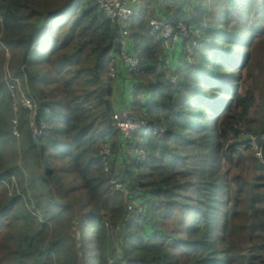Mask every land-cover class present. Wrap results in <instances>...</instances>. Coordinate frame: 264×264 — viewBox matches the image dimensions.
<instances>
[{"label": "trees", "instance_id": "16d2710c", "mask_svg": "<svg viewBox=\"0 0 264 264\" xmlns=\"http://www.w3.org/2000/svg\"><path fill=\"white\" fill-rule=\"evenodd\" d=\"M131 8L130 51L142 65L135 75L126 72L118 55V27L95 0H0V80L9 79L8 85L0 81V141L7 134L6 119L15 115V101L27 97L37 103L36 123L47 119L51 135L33 140L24 129L31 119L24 110L15 115L18 135L26 134L28 146L39 149L46 175H55L51 166L61 162L64 178L75 176L92 201L82 197L68 205L80 238L73 236L65 248L43 239L51 216L38 224L42 230L23 232L17 224L35 219L33 213L20 196L4 201L0 194V202H6L0 209V264H180L178 250L187 264H264V162L250 144L251 136L264 135V120L250 117L255 98L248 86L243 93L248 80L232 74L253 64V52H263L264 0H139ZM154 20L190 26L189 38L176 44L182 52L172 70L175 81L167 74L172 52L152 34ZM242 45L247 52L240 51ZM113 60L115 80L108 75ZM40 63L45 68L37 70ZM28 89L36 90L38 101ZM128 91L133 95L127 104ZM221 95L227 99L218 104ZM116 111L144 115L166 131L145 138L148 155L139 180L128 173L121 179L129 149L113 121ZM254 123L257 127L250 128ZM243 131L251 136L245 138ZM106 142L113 146L109 173L101 156ZM184 146L195 148L189 161ZM244 149L253 152L261 175L254 182L234 172ZM13 173L9 169L0 176V189ZM112 179L141 187L138 198L130 191L131 203L143 197L152 204V216L140 208L138 221L124 219L126 198L110 186ZM62 180H56L58 192ZM90 205L95 210L88 211ZM172 215L180 236L162 228ZM106 219L111 229L122 224L119 248L107 242L112 230ZM141 223L153 233L146 236ZM240 237L252 244L248 257L235 251Z\"/></svg>", "mask_w": 264, "mask_h": 264}, {"label": "rangeland", "instance_id": "374dc122", "mask_svg": "<svg viewBox=\"0 0 264 264\" xmlns=\"http://www.w3.org/2000/svg\"><path fill=\"white\" fill-rule=\"evenodd\" d=\"M197 5V3H194ZM155 5V4H154ZM187 11L193 10V6L189 4L186 7ZM191 18V17H190ZM189 18V19H190ZM210 19V17H209ZM156 20V19H155ZM158 21V20H157ZM223 22V20H221ZM234 24V23H233ZM230 27H233L231 25ZM227 29V27H226ZM247 34L245 32L244 36ZM131 36V35H130ZM245 44V43H244ZM166 49L171 50V55L167 56V63L169 66V71H167L168 77L172 79V81H175L176 78L174 76V66L175 68L178 66V59H180V54L182 52V47H176V45L167 44ZM253 49V47H252ZM247 49H244L243 45L240 48V51L247 52ZM252 51V50H250ZM262 50H257L252 53V60L253 64L249 67L244 66L242 70H233L232 74H238V78L241 80H248V85L245 84L243 87V93L246 86L250 88L252 91V94L255 98V103L253 105L252 110L250 111V117L253 119H256L255 122L258 120H264V49L263 52L260 53ZM38 61V60H37ZM240 61V59H238ZM177 62V63H176ZM45 68V65L43 63H40L37 70H42ZM185 68V67H184ZM6 72V71H5ZM1 81V80H0ZM5 82V85L9 84V79L3 77L1 82ZM35 89H28L26 91V94L30 95L31 98L38 101L37 96L35 94ZM25 95V94H24ZM132 93L130 91L127 92V97H125V102L128 104L130 101H132ZM26 96V95H25ZM144 95H142L143 97ZM141 97V98H142ZM227 97L225 95L220 96L219 103L223 102ZM217 104V105H218ZM217 105L215 109H217ZM214 109V112H215ZM133 112V111H132ZM214 112L211 113L210 118L211 121L213 120ZM129 114V113H128ZM130 117V115H126ZM138 118H142L140 120L145 119L144 121H151L149 118L144 117V115H137ZM15 115L11 114L8 119L5 121L6 125V136L1 137L0 141V176L2 174H5L9 169H13V179L11 182H6L3 184L2 188L0 189L1 198L3 200L12 199L15 196H20L22 202L26 204L27 210L29 212H32L35 219L28 218L26 220H23L22 222H19L17 224V227L20 228L23 232H32L37 230H42L40 226H38L39 223L45 222V217L47 215L51 216V222H47L48 228H47V235L44 236V240L48 241L50 239V242L53 241H59L62 245V247H69L72 243V238H78L77 228L74 230V223L71 220V209L69 208V204H74L76 201H78L80 198L84 197L86 198V202H92L91 199L87 197V191L82 189L79 181L76 179L75 176L72 174L68 176V178H64L63 176V164L61 162H57L54 165L51 166V169L54 171V174L52 177H49L46 175V167L44 166L42 162V158L39 155V149L30 148L28 144L26 143V134H20L17 135L15 133V127L13 120L15 119ZM257 125L254 123V126H251L250 128H255ZM25 131L31 132V128L28 126H25ZM14 135L17 137L15 138ZM145 134V138L150 133H144V131H138L136 138L139 139L142 137V135ZM125 144L128 146L127 148L128 153L126 154V158L124 159V165L118 164L120 169H123L122 177L121 179H126V175L131 174V177L134 180H139V175L143 173L142 168H136L134 161V153H135V147L131 145V141L127 139L125 135H123ZM201 136V135H199ZM251 136V135H250ZM249 136V137H250ZM259 136H254L252 138L256 139ZM245 138H248L247 136ZM135 139V138H133ZM199 139V137H197ZM129 141V142H128ZM129 143V144H128ZM146 144V141H144V145ZM210 149L213 148V144H211ZM184 156L189 161V156L191 153L194 154L193 149L194 146H184ZM255 154L257 152L255 151V148L252 146ZM242 147L239 148L240 151H242ZM251 150L244 149L243 154L245 155V158L241 159V157L237 162V168L234 167L235 173H241L243 179L247 182H254V180L260 176L259 171L254 165V162L252 160V154ZM199 153H196V156H198ZM255 156V155H254ZM258 159L264 162V158L261 159L256 155ZM130 170V172H129ZM137 175V177H136ZM179 180H182L183 177H177ZM57 179H63L59 187V192L56 188V180ZM192 180H195L194 178H189ZM76 186V189H73V187ZM132 188L131 195H135V198H138L137 196L140 195L141 187H137L134 184L130 185ZM138 188V189H137ZM71 189V190H69ZM57 191L56 195H54L53 191ZM135 191L137 192L135 194ZM52 192V193H51ZM197 191H194V196L196 197ZM250 195V194H249ZM126 198V216L124 219L131 221H135L143 217L141 214L140 208H145V212L147 214L144 215L145 217L152 216V204L150 202H144L143 197L140 198L139 204L131 203L130 200L131 196H127ZM6 202H3L2 200L0 202V209L5 207ZM154 204V203H153ZM96 205H90L89 210H95ZM81 211V209H79ZM139 212V213H138ZM123 221V220H122ZM106 227L111 231V237L109 236V245L115 246L116 248H119V240H120V233L123 231L122 224H117L114 229H111L110 221L106 219ZM251 223L248 224V227ZM141 226L143 227V232L146 234H152L153 231L151 227L148 225H143L141 223ZM40 227V228H39ZM93 227V225H92ZM94 228V229H93ZM91 230V234L95 232V227H93ZM162 228L164 232L170 233V232H179V229L176 224L174 223V217L173 215L166 219L164 221V224L162 225ZM89 233V235H91ZM51 235V236H49ZM178 235H182V231L178 233ZM74 236V237H73ZM80 238V236H79ZM78 238V239H79ZM246 238L240 237L236 241L235 245V251H239L244 256L250 255V248L252 244L250 242L244 241ZM243 242V245H242ZM239 243L241 245H239ZM170 245V243H169ZM172 250L171 245L169 246ZM121 251V250H120ZM120 251H118V254ZM176 251L177 254H179V263L180 264H187V256L182 255V250ZM121 256V255H119ZM64 257H68V253L64 252ZM97 258L96 254H92V259L95 262ZM247 264V263H245Z\"/></svg>", "mask_w": 264, "mask_h": 264}, {"label": "built area", "instance_id": "2783aa9c", "mask_svg": "<svg viewBox=\"0 0 264 264\" xmlns=\"http://www.w3.org/2000/svg\"><path fill=\"white\" fill-rule=\"evenodd\" d=\"M100 9L105 13L107 19L119 29V35L117 36V49L118 55L121 58L122 63L125 66V70L128 74L135 75L142 70L140 59L130 51V35H131V19L134 17V10L131 8L132 5H136L139 0H95ZM152 34L157 36L166 45H176L184 42L185 39L189 38V29L185 23H178L176 26L171 25L169 22H158L152 21ZM109 78L115 80L118 75V68L116 61L113 60L109 64ZM143 106L146 103L142 102ZM15 115H21L24 111H28L30 114V125L31 134L33 140L38 142L40 139L49 137L51 135L50 127L47 124V119H42L40 124L36 123V117L38 116L39 107L38 104L29 100L27 97H23L21 101H15L13 105ZM13 120L15 133L18 135L16 126L18 125L17 116ZM142 119V118H140ZM139 118H132L115 113L113 121L115 122L118 131L121 135H125L129 141L136 138V134L139 131L144 133H153L156 135H164L165 129L155 121H144ZM243 135L249 138V133L243 131ZM251 136V146L255 148L257 156L263 159L264 149V135H260L256 139ZM232 138L235 140L234 136ZM145 134L138 139V145L135 147V161L136 168H140L147 162V149L144 145ZM101 156L105 162V171L110 172L109 160L113 156V146L110 142H106L101 147ZM137 177V175H136ZM110 186L114 187L118 192L122 193L125 197L130 195V188L123 183L112 179Z\"/></svg>", "mask_w": 264, "mask_h": 264}, {"label": "crops", "instance_id": "0c3cea01", "mask_svg": "<svg viewBox=\"0 0 264 264\" xmlns=\"http://www.w3.org/2000/svg\"><path fill=\"white\" fill-rule=\"evenodd\" d=\"M119 89V88H118ZM115 91V93H116V97H119L120 95H121V93L118 91V90H114ZM115 105H116V103H115ZM115 107H118V105H116ZM117 109V108H116ZM116 113H118V111H116ZM130 114V113H129ZM129 114H125V115H123V116H126V115H129ZM128 117V116H127Z\"/></svg>", "mask_w": 264, "mask_h": 264}]
</instances>
